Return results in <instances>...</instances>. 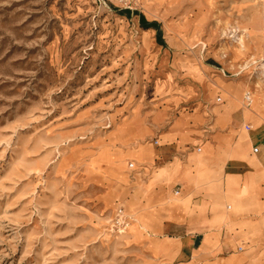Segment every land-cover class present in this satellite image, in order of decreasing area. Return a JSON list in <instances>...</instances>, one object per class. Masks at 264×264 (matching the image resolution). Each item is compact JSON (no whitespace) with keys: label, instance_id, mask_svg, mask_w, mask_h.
Here are the masks:
<instances>
[{"label":"rangeland","instance_id":"obj_1","mask_svg":"<svg viewBox=\"0 0 264 264\" xmlns=\"http://www.w3.org/2000/svg\"><path fill=\"white\" fill-rule=\"evenodd\" d=\"M262 66L264 0H0V264H223L198 250L205 231L171 221L183 187L150 189L201 149L164 140L192 103L226 104L217 85L236 81L242 112Z\"/></svg>","mask_w":264,"mask_h":264},{"label":"crops","instance_id":"obj_2","mask_svg":"<svg viewBox=\"0 0 264 264\" xmlns=\"http://www.w3.org/2000/svg\"><path fill=\"white\" fill-rule=\"evenodd\" d=\"M234 82L233 87L217 85L229 97L226 104L217 97L218 106L205 105L210 96L204 94L192 103L190 113L181 116L173 130L164 134L165 141L176 138L182 145H199L201 149L187 153L184 162L174 160L158 168L155 172L163 176L154 180L150 198L157 197L160 190H164L162 196L166 198L165 191L169 192L171 185H181L184 191L180 198L184 201L180 203H186L187 210L179 212L184 204L172 207L170 218L175 223L184 220L189 231H205L198 250L215 252L223 264H243L248 260L253 264L251 248L261 252L260 264H264V91L250 93L252 104L261 110L258 116L252 115L255 119L251 121L244 110L251 109L252 104L246 107L243 100L244 110L240 112L238 95L232 91L244 85ZM213 114L217 117L210 122ZM245 120L252 126H242ZM208 125L218 133L210 135L205 130ZM255 147L257 153L253 152ZM145 155V161H149L151 156L146 149ZM255 228L259 232L253 234ZM241 246L247 249L221 257L225 251H242Z\"/></svg>","mask_w":264,"mask_h":264},{"label":"built area","instance_id":"obj_3","mask_svg":"<svg viewBox=\"0 0 264 264\" xmlns=\"http://www.w3.org/2000/svg\"><path fill=\"white\" fill-rule=\"evenodd\" d=\"M112 1H114L115 3H117L118 5H120L123 8H127V9H133L134 8L135 9L144 0H112ZM243 100H244V104L246 107L250 106L252 104L251 94L249 92H246L244 94ZM216 101L220 102V98H218ZM198 151H200V150L198 149ZM253 152L257 153L258 149L255 147L253 149ZM130 167L133 168V164H130ZM175 194L177 195L178 192H175ZM128 226H129L128 216L124 213L122 208H118L114 218L111 221L110 229L116 233H123L127 230Z\"/></svg>","mask_w":264,"mask_h":264},{"label":"bare ground","instance_id":"obj_4","mask_svg":"<svg viewBox=\"0 0 264 264\" xmlns=\"http://www.w3.org/2000/svg\"><path fill=\"white\" fill-rule=\"evenodd\" d=\"M241 43V42H240ZM240 43H239V45H240ZM262 69L263 70H261V74H263L264 75V66H262ZM251 111V110H250ZM249 112V111H248ZM243 133V132H242ZM140 148V147H139ZM137 149V148H136ZM133 150V149H132ZM134 153V152H133ZM140 154V153H139ZM138 157V156H137ZM139 159V158H138ZM137 159H135V161H136ZM140 161V160H139ZM138 162V161H137ZM111 170V169H110ZM158 178V177H157ZM161 178V177H160ZM145 185H147V184H145ZM158 195V194H157ZM162 196V195H161ZM169 196V195H168ZM167 201V200H166ZM165 201V202H166ZM131 203V202H130ZM169 203V202H168ZM156 204V203H155ZM162 204H163V202H162ZM131 205H133V204H131ZM147 205H149V204H147ZM168 206V205H167ZM150 207V206H149ZM157 207V206H156ZM163 211V210H162ZM139 213V212H138ZM139 221V220H138ZM133 229V228H132ZM133 231V230H132ZM160 243V242H159ZM165 244V243H164ZM158 246V245H157ZM162 246H164L165 248H167V246H166V244L165 245H162ZM163 247V248H164ZM160 248V247H159Z\"/></svg>","mask_w":264,"mask_h":264},{"label":"trees","instance_id":"obj_5","mask_svg":"<svg viewBox=\"0 0 264 264\" xmlns=\"http://www.w3.org/2000/svg\"><path fill=\"white\" fill-rule=\"evenodd\" d=\"M141 21H143V24L146 25V27L152 25V24H145L144 19H142V18H141Z\"/></svg>","mask_w":264,"mask_h":264}]
</instances>
